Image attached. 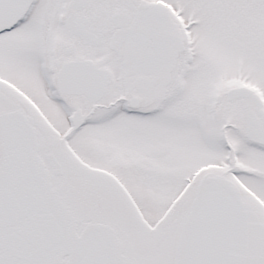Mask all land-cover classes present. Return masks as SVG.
Segmentation results:
<instances>
[{"label": "snow or ice", "instance_id": "snow-or-ice-1", "mask_svg": "<svg viewBox=\"0 0 264 264\" xmlns=\"http://www.w3.org/2000/svg\"><path fill=\"white\" fill-rule=\"evenodd\" d=\"M0 264H264V0H0Z\"/></svg>", "mask_w": 264, "mask_h": 264}]
</instances>
